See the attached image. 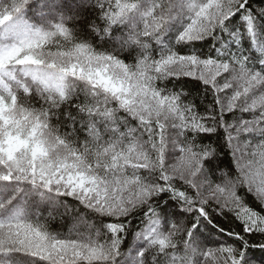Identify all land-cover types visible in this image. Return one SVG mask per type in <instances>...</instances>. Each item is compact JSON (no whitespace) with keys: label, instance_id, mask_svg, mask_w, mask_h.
Listing matches in <instances>:
<instances>
[{"label":"snow or ice","instance_id":"snow-or-ice-1","mask_svg":"<svg viewBox=\"0 0 264 264\" xmlns=\"http://www.w3.org/2000/svg\"><path fill=\"white\" fill-rule=\"evenodd\" d=\"M0 264H264V0H0Z\"/></svg>","mask_w":264,"mask_h":264},{"label":"trees","instance_id":"trees-1","mask_svg":"<svg viewBox=\"0 0 264 264\" xmlns=\"http://www.w3.org/2000/svg\"><path fill=\"white\" fill-rule=\"evenodd\" d=\"M71 221L70 220H65L64 222L60 223L58 222L57 224L54 225V227L56 228H63V229H67L69 227H71Z\"/></svg>","mask_w":264,"mask_h":264},{"label":"rangeland","instance_id":"rangeland-1","mask_svg":"<svg viewBox=\"0 0 264 264\" xmlns=\"http://www.w3.org/2000/svg\"><path fill=\"white\" fill-rule=\"evenodd\" d=\"M72 226V225H71Z\"/></svg>","mask_w":264,"mask_h":264}]
</instances>
